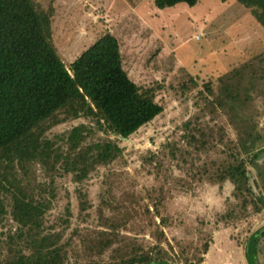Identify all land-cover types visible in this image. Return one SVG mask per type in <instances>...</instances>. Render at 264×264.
<instances>
[{
	"label": "trees",
	"instance_id": "16d2710c",
	"mask_svg": "<svg viewBox=\"0 0 264 264\" xmlns=\"http://www.w3.org/2000/svg\"><path fill=\"white\" fill-rule=\"evenodd\" d=\"M200 1L154 0V5L166 10L179 4L195 7ZM234 1L251 10L264 32V0ZM54 18V7L44 10L36 0H0V264L180 263L184 257L176 255L164 231L172 217L165 215L162 188L113 200L109 189L96 206L79 187L77 202L68 192L62 203L60 180L70 178L81 186L101 168L124 160L120 143L164 115L166 107L159 87H141L132 80L121 42L110 31L68 66L52 42ZM181 87L197 92V105L212 124L227 119L218 126V136L186 125L191 147L198 153L216 150L219 156L209 153L196 181L232 186L236 203L222 220L263 214L264 114L257 104L264 102V53L203 87L193 76ZM68 124H73L69 130L54 133ZM162 149L144 157L159 177L165 168L162 156L176 163L182 155L170 143ZM129 226L135 236L125 233ZM263 238L264 227L249 237V264H262ZM209 252L207 242L203 256L195 255L196 263L185 262L202 264Z\"/></svg>",
	"mask_w": 264,
	"mask_h": 264
},
{
	"label": "rangeland",
	"instance_id": "374dc122",
	"mask_svg": "<svg viewBox=\"0 0 264 264\" xmlns=\"http://www.w3.org/2000/svg\"><path fill=\"white\" fill-rule=\"evenodd\" d=\"M36 1L44 10L55 9L52 42L68 66L98 37L110 31L121 42L125 68L132 80L141 87H159V99L166 107L164 115L120 143L126 149L124 160L111 168H101L81 186L70 178L60 180L62 203L69 199L68 192L77 202L79 187L99 206L109 189L113 190V200L134 197L137 191L156 186L162 188L167 200L165 215L172 217L171 227L164 231L176 255L184 257L178 264H186V259L196 263L207 242L210 252L204 255L202 264H249L247 241L264 227V212L248 219L236 216L234 220H222L236 203L231 197L232 186L227 184L221 189L196 181L208 157L219 156L216 150L209 155L191 147L185 138L186 125L190 123L194 131L203 129L208 134L215 131L218 136V126L227 119L219 120L218 126L212 124V118L202 112L203 106L197 105V92H184L181 86L193 76L203 87L232 67L264 53L263 28L251 10L234 0H201L195 7L179 4L166 10L157 9L154 0ZM257 105L264 114V102ZM260 123L264 129V116ZM72 126H60L54 133H64ZM234 136L237 137L236 133ZM168 143L179 146L182 155L176 163L162 156L165 168L159 177L144 157L150 151L161 152ZM181 195L188 197L187 203L177 200ZM202 195L211 198L216 208L202 213L192 211L202 202ZM146 205H151V201ZM60 212L61 209L56 214ZM95 214L98 215L97 211ZM156 220L160 224L162 219ZM133 228L129 226L130 231L125 233L135 236ZM149 232H145L147 239ZM166 248L169 249L167 244ZM260 261L264 264V238Z\"/></svg>",
	"mask_w": 264,
	"mask_h": 264
},
{
	"label": "clouds",
	"instance_id": "9594fccd",
	"mask_svg": "<svg viewBox=\"0 0 264 264\" xmlns=\"http://www.w3.org/2000/svg\"><path fill=\"white\" fill-rule=\"evenodd\" d=\"M178 201H182L184 203H187L188 197L181 195L177 197ZM199 200L202 201L200 203H197L191 210L195 211V212H203L206 210H212L214 208H216V205L214 203V201L209 198L206 195H202L201 197H199Z\"/></svg>",
	"mask_w": 264,
	"mask_h": 264
}]
</instances>
